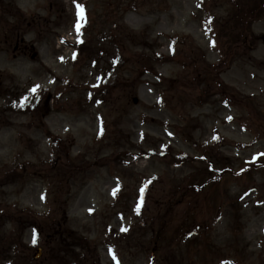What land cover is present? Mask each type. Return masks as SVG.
Wrapping results in <instances>:
<instances>
[{
    "label": "rangeland",
    "instance_id": "374dc122",
    "mask_svg": "<svg viewBox=\"0 0 264 264\" xmlns=\"http://www.w3.org/2000/svg\"><path fill=\"white\" fill-rule=\"evenodd\" d=\"M240 2L0 0V264H264V0L219 37Z\"/></svg>",
    "mask_w": 264,
    "mask_h": 264
},
{
    "label": "trees",
    "instance_id": "16d2710c",
    "mask_svg": "<svg viewBox=\"0 0 264 264\" xmlns=\"http://www.w3.org/2000/svg\"><path fill=\"white\" fill-rule=\"evenodd\" d=\"M262 1L263 0H241L240 5L238 6V10H234L233 12L229 11L225 21V26L227 27V31L231 36V45L235 40L234 31L238 29L239 26H246V23H248L247 20L250 18L260 17V13L263 11V9H261L258 5L262 4ZM247 7L250 8L249 12L245 10V8ZM236 36V38H238L240 35Z\"/></svg>",
    "mask_w": 264,
    "mask_h": 264
},
{
    "label": "water",
    "instance_id": "95a60500",
    "mask_svg": "<svg viewBox=\"0 0 264 264\" xmlns=\"http://www.w3.org/2000/svg\"><path fill=\"white\" fill-rule=\"evenodd\" d=\"M134 103H137V101H136V100H134ZM40 254H41V251H40V250H38V251H37V253H36V255H35V258H38V257L40 256Z\"/></svg>",
    "mask_w": 264,
    "mask_h": 264
},
{
    "label": "snow or ice",
    "instance_id": "6c2138e0",
    "mask_svg": "<svg viewBox=\"0 0 264 264\" xmlns=\"http://www.w3.org/2000/svg\"><path fill=\"white\" fill-rule=\"evenodd\" d=\"M81 12H82V10H81Z\"/></svg>",
    "mask_w": 264,
    "mask_h": 264
}]
</instances>
